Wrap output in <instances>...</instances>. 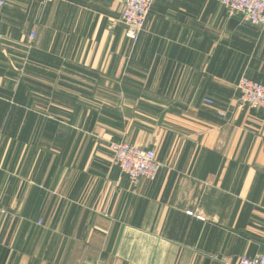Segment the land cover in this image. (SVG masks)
<instances>
[{"label":"crops","instance_id":"crops-1","mask_svg":"<svg viewBox=\"0 0 264 264\" xmlns=\"http://www.w3.org/2000/svg\"><path fill=\"white\" fill-rule=\"evenodd\" d=\"M121 11L118 0L0 10V264L260 255L264 110L241 105L236 85H264V28L219 0H155L131 43ZM118 141L155 153L153 182L121 174Z\"/></svg>","mask_w":264,"mask_h":264},{"label":"built area","instance_id":"built-area-1","mask_svg":"<svg viewBox=\"0 0 264 264\" xmlns=\"http://www.w3.org/2000/svg\"><path fill=\"white\" fill-rule=\"evenodd\" d=\"M45 6L51 0H36ZM122 6L120 24L125 38L136 43L142 33L148 13L155 0H118ZM226 14L239 16L242 23L256 29L264 28V0H219ZM7 5V0H0V10ZM34 35L31 34L30 38ZM238 101L252 111L264 110V85L241 77L236 85ZM208 105L210 100H204ZM113 163L132 186L140 180L153 182L159 170L155 153L152 150L132 146L124 141L110 142ZM198 220H202L198 217ZM236 264H264V251L254 257H240Z\"/></svg>","mask_w":264,"mask_h":264}]
</instances>
